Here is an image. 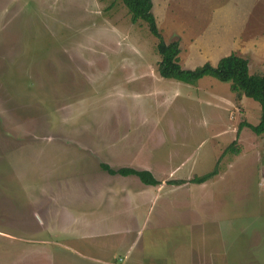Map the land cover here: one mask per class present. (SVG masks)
I'll use <instances>...</instances> for the list:
<instances>
[{
  "label": "rangeland",
  "instance_id": "1",
  "mask_svg": "<svg viewBox=\"0 0 264 264\" xmlns=\"http://www.w3.org/2000/svg\"><path fill=\"white\" fill-rule=\"evenodd\" d=\"M153 3L184 69L264 74V0ZM157 44L118 0H0V264H264L261 106L163 79Z\"/></svg>",
  "mask_w": 264,
  "mask_h": 264
},
{
  "label": "trees",
  "instance_id": "2",
  "mask_svg": "<svg viewBox=\"0 0 264 264\" xmlns=\"http://www.w3.org/2000/svg\"><path fill=\"white\" fill-rule=\"evenodd\" d=\"M128 9L133 24L143 22L147 25L150 33L158 40L157 53L160 56L158 64L159 75L166 80H173L191 86H196L205 77H212L222 83H229L231 91L236 93L238 98H249L261 106L260 123L256 126L242 122L240 129L249 128L255 135L264 134V74H251L249 61L234 53L220 59L217 66L205 63L193 70L184 69L180 65L181 48L179 42L166 43L153 13V0H118ZM239 130L238 133H240ZM238 142H233L225 153L240 154ZM101 168L112 176L130 177L135 176L146 186L157 187L161 182L147 170H138L130 167L114 169L107 164ZM217 170L204 176L195 177L191 183L202 185L213 179ZM186 181H172V185H184Z\"/></svg>",
  "mask_w": 264,
  "mask_h": 264
},
{
  "label": "crops",
  "instance_id": "3",
  "mask_svg": "<svg viewBox=\"0 0 264 264\" xmlns=\"http://www.w3.org/2000/svg\"><path fill=\"white\" fill-rule=\"evenodd\" d=\"M256 24V23H255ZM249 25V24H248ZM248 25H246V26H248ZM240 40L243 42L244 41V38H240ZM226 57V56H225ZM223 58V57H222ZM221 59V58H220ZM220 59H218L217 61H211V64L213 65V66H217V64L219 63V61H220ZM197 68V67H196ZM130 177H135V176H130ZM126 178H128V177H126ZM138 179V178H137ZM139 180V179H138ZM140 181V180H139ZM142 183V182H141ZM143 184V183H142ZM144 185V184H143ZM144 187H146V185L144 186ZM148 187H150V186H148Z\"/></svg>",
  "mask_w": 264,
  "mask_h": 264
}]
</instances>
